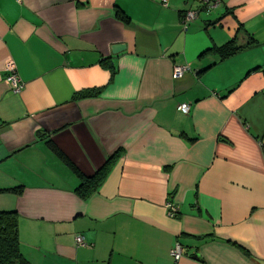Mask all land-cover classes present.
<instances>
[{
    "label": "crops",
    "instance_id": "obj_1",
    "mask_svg": "<svg viewBox=\"0 0 264 264\" xmlns=\"http://www.w3.org/2000/svg\"><path fill=\"white\" fill-rule=\"evenodd\" d=\"M197 8L0 0V210L32 264H264V0ZM60 153L87 177L115 158L84 196Z\"/></svg>",
    "mask_w": 264,
    "mask_h": 264
},
{
    "label": "trees",
    "instance_id": "obj_2",
    "mask_svg": "<svg viewBox=\"0 0 264 264\" xmlns=\"http://www.w3.org/2000/svg\"><path fill=\"white\" fill-rule=\"evenodd\" d=\"M120 17L124 18L121 15ZM215 50L222 58H225L235 53L238 48L234 46L232 41H230L221 47H217ZM104 65L106 64L104 63ZM96 94L97 92L89 90L81 92L75 97L92 96ZM60 155L81 178V183L77 187V191L84 196L89 195L96 189L97 184L108 172L109 167L115 158V155L109 156L97 173L91 177H87L84 176L66 156L62 153H60ZM6 190L20 191V187L9 188ZM0 264H32L21 251L18 236V213L14 210H0Z\"/></svg>",
    "mask_w": 264,
    "mask_h": 264
},
{
    "label": "built area",
    "instance_id": "obj_3",
    "mask_svg": "<svg viewBox=\"0 0 264 264\" xmlns=\"http://www.w3.org/2000/svg\"><path fill=\"white\" fill-rule=\"evenodd\" d=\"M197 2H198L199 8L190 9V10H187L185 12V15L183 17V23L185 25H187L189 22H192L193 20H195L198 17L201 10L210 11V10L215 9L218 6H220L222 3V0H197ZM186 69H187L186 66H182V65L175 66V68H174L175 77H177V78L181 77L184 74V72L186 71ZM5 71H6V75H7L6 79L12 85V90L15 93L20 92L24 85H23V82H22L20 76L18 75L15 63L9 62L5 67ZM180 110L183 113L188 114L189 110H190V106L187 103H183L180 105ZM167 207L169 209L168 213L170 216L173 217L177 214L178 207L176 205H174L171 202H168ZM76 240H77L78 244L86 245L83 237L78 236L76 238ZM182 252H183V248H182V245L180 242H177L175 244V246L171 249V254L175 258V260H179L182 257Z\"/></svg>",
    "mask_w": 264,
    "mask_h": 264
},
{
    "label": "water",
    "instance_id": "obj_4",
    "mask_svg": "<svg viewBox=\"0 0 264 264\" xmlns=\"http://www.w3.org/2000/svg\"><path fill=\"white\" fill-rule=\"evenodd\" d=\"M125 47H124V44H120V43H118V44H115V45H113V47H112V51L114 52V53H118V52H120L121 50H123Z\"/></svg>",
    "mask_w": 264,
    "mask_h": 264
}]
</instances>
